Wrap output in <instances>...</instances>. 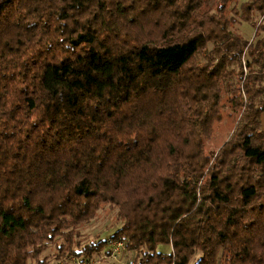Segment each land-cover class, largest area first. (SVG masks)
<instances>
[{"label": "trees", "instance_id": "trees-1", "mask_svg": "<svg viewBox=\"0 0 264 264\" xmlns=\"http://www.w3.org/2000/svg\"><path fill=\"white\" fill-rule=\"evenodd\" d=\"M106 209L119 227L81 248ZM58 238L96 264L110 239L137 264H264V0H0V264Z\"/></svg>", "mask_w": 264, "mask_h": 264}, {"label": "rangeland", "instance_id": "rangeland-1", "mask_svg": "<svg viewBox=\"0 0 264 264\" xmlns=\"http://www.w3.org/2000/svg\"><path fill=\"white\" fill-rule=\"evenodd\" d=\"M239 29L246 39H254L255 28L249 22L243 21L242 24H240ZM245 71L247 72L248 70L245 69ZM236 114L237 113L230 114L229 110L224 111L223 119L214 125L213 136L207 141L209 149L218 150V148L232 135L238 119ZM108 211V209L100 211L96 219L79 229L80 234L77 235L76 239L81 243V248L90 244L91 241L97 242L99 240L110 238L115 229L119 227V224L117 228L114 227L117 225V222H115V215L114 213L110 214ZM63 241L62 238H58L57 241L49 243L48 248L43 253V256L47 258L49 264H74L73 260L75 256L69 255L62 259L56 257V254L58 253L56 243H63ZM163 249L170 252L172 248L170 245H167L163 246ZM136 254L135 251L127 250L117 259L112 258L115 261L108 259L103 256V254L100 256V259L97 260L100 264H123L128 258H135Z\"/></svg>", "mask_w": 264, "mask_h": 264}, {"label": "built area", "instance_id": "built-area-1", "mask_svg": "<svg viewBox=\"0 0 264 264\" xmlns=\"http://www.w3.org/2000/svg\"><path fill=\"white\" fill-rule=\"evenodd\" d=\"M109 250H111V254L109 255V258L117 259L119 256H121L126 250V244L123 241L110 239L108 242ZM74 264H96L94 260H86V259H79L74 258L73 260ZM123 264H137L135 258H128Z\"/></svg>", "mask_w": 264, "mask_h": 264}]
</instances>
